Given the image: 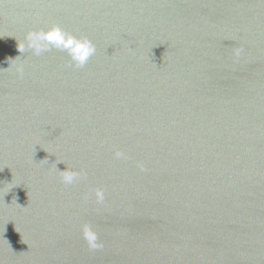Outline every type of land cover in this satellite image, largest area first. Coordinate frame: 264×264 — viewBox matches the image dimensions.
Instances as JSON below:
<instances>
[{"label":"water","instance_id":"95a60500","mask_svg":"<svg viewBox=\"0 0 264 264\" xmlns=\"http://www.w3.org/2000/svg\"><path fill=\"white\" fill-rule=\"evenodd\" d=\"M0 264H264V0H0Z\"/></svg>","mask_w":264,"mask_h":264},{"label":"clouds","instance_id":"9594fccd","mask_svg":"<svg viewBox=\"0 0 264 264\" xmlns=\"http://www.w3.org/2000/svg\"><path fill=\"white\" fill-rule=\"evenodd\" d=\"M26 45L21 44L18 46V50L22 53L25 48L31 49L35 54L39 55L43 51H48L50 48L55 47L60 50L68 51L72 60L76 63L78 67H83L91 56L95 54V46L87 39H76L68 33L64 32L58 26H52L47 31H31L26 37ZM239 55V52H237ZM117 158H123L124 153L116 152ZM61 173L62 182L65 185L73 184L81 175H86L82 172L72 171L66 168L64 171H59ZM95 196L98 203H102L104 199V192L101 189H97ZM83 236L87 241L90 249H97L103 247L101 243L98 242V236L96 232L91 228L90 225H85L83 228Z\"/></svg>","mask_w":264,"mask_h":264}]
</instances>
